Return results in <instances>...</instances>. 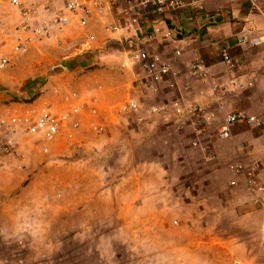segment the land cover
<instances>
[{"label": "rangeland", "instance_id": "rangeland-1", "mask_svg": "<svg viewBox=\"0 0 264 264\" xmlns=\"http://www.w3.org/2000/svg\"><path fill=\"white\" fill-rule=\"evenodd\" d=\"M9 16L12 27L17 26L19 15ZM18 41L3 46L12 60L0 78L23 76L14 84H0V119L8 108L20 112L40 104L62 109L65 104L58 108L61 102L52 100L57 93L51 80L54 66L43 62V52H54L67 39H34L11 55ZM103 50L98 64L90 67L82 60L84 65L66 69L78 87L75 101L84 106L78 130L68 124L44 142L15 128V148L0 169V264H264V237H257L254 217L240 221L236 206L222 205L226 191L219 188L221 178H209L207 163L175 151L158 156L159 142L133 138L138 113L124 115L127 102L105 110ZM32 65L37 73L48 70L32 77L26 73ZM111 66L119 73V60ZM23 80L27 83L20 85ZM111 114L115 124L109 126ZM127 144L134 162L124 156ZM157 160L165 165H149Z\"/></svg>", "mask_w": 264, "mask_h": 264}, {"label": "crops", "instance_id": "crops-1", "mask_svg": "<svg viewBox=\"0 0 264 264\" xmlns=\"http://www.w3.org/2000/svg\"><path fill=\"white\" fill-rule=\"evenodd\" d=\"M10 13L14 19L19 15L15 27L10 23ZM211 15L215 16L213 21L209 18ZM50 16V10L40 5L29 22L42 19L48 22ZM20 17L18 10L0 4V20L5 23V33L0 37L1 53L7 40L30 35L29 31L21 29L24 19ZM249 29L250 38L264 35V0H260L256 9L248 0H206L201 12L185 7L160 14L152 8L131 6L125 0H108L101 17H91L84 25L70 18L61 28H51L50 39L61 36L67 39L54 52L46 53L47 49L43 52V62L54 66L51 80L56 84L57 93H53L52 100L61 102L58 107L61 108L72 101L71 95L78 97L74 91L78 89L76 82L69 80L66 69L78 63L90 62V67L98 64L97 59L103 58L98 55L99 50L104 49L107 67L103 77L107 85L104 98L108 107L105 110H115L118 104L129 100L135 102L138 114L132 126L137 127L138 134L133 138L137 140L139 136L146 139L142 142H159L158 156L163 152L165 156L168 153L172 156L175 151L179 157L188 158L192 154L202 159L209 166L205 169L209 178H221L219 188L226 191L221 198L222 205L236 206L234 215L240 221L254 217V226L259 228L257 237L259 234L264 237V129L243 121L230 127L227 138L219 137L229 114L245 113L264 121V46L239 45L234 38L237 32ZM111 45H118L119 50ZM84 49L88 53L79 57L82 53L78 52ZM112 51L118 53V57L112 56ZM224 51L236 64L234 72H229L222 62ZM152 57L167 63L170 73L150 76L144 65ZM115 58L119 60V73L112 71L111 64L118 61H114ZM195 59L204 61L208 69L205 79L191 75ZM34 67H26L27 75L40 77L48 70L43 67L37 73ZM21 77L9 81L0 78V84L11 85ZM233 79L235 85L230 83ZM26 83L23 80L20 85ZM64 92L68 95L62 100ZM189 107L196 112L176 113L177 108L186 111ZM110 116L109 120L113 114ZM125 120H122L123 125L129 127L131 123ZM109 122L106 123L109 126L115 124V118ZM108 148L111 149L110 145ZM126 148V160L134 162L131 147L127 144ZM152 157H156L155 153ZM149 165L165 164L157 160Z\"/></svg>", "mask_w": 264, "mask_h": 264}, {"label": "built area", "instance_id": "built-area-1", "mask_svg": "<svg viewBox=\"0 0 264 264\" xmlns=\"http://www.w3.org/2000/svg\"><path fill=\"white\" fill-rule=\"evenodd\" d=\"M129 5L138 8H152L156 13L174 12L185 7H190L196 12L204 9L206 0H125ZM254 9L258 8L260 0H248ZM0 4H6L19 11L20 16L24 19L21 29L29 31L30 35L25 38H19L11 48V55L23 52L34 39H50L52 37L51 28H61L69 22L70 18H75L78 23L84 25L91 17H101L106 12L108 0H0ZM50 10L51 16L48 22L30 23L29 20L34 18L38 13V7ZM213 21L215 16L211 15ZM117 28V27H116ZM5 30L0 20V37ZM251 31L242 30L234 35L239 45L264 46V35L250 38ZM168 36L170 34L168 33ZM62 44V43H60ZM144 56V55H142ZM222 62L229 72H234L236 64L227 51L222 53ZM12 57L1 53L0 50V70L6 69L11 64ZM145 69L150 76L162 77L168 75L171 67L167 63L160 62L157 57H152L145 61ZM191 75L198 79H205L208 75V69L202 59H195L191 65ZM235 85V79L230 81ZM71 102H66L60 110H55L48 105H38L25 107L20 112L11 108L5 111L4 118L0 119V169H2L3 159L6 155H11L15 145L12 143L15 135V128L21 129L24 135L38 136L44 142H50L60 135L61 131L68 124L71 130H78L80 122L78 117L82 114L84 106L82 103L75 101V95H71ZM124 113L137 111L135 102L129 100L124 108ZM195 109L189 107L186 111L177 108V114H194ZM253 123L264 129V121L245 113H232L227 115L224 126L219 132L220 138H227L230 127L239 122ZM92 131L100 133L101 129L97 125H92ZM42 152L47 153V145L42 146Z\"/></svg>", "mask_w": 264, "mask_h": 264}]
</instances>
